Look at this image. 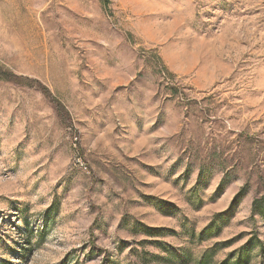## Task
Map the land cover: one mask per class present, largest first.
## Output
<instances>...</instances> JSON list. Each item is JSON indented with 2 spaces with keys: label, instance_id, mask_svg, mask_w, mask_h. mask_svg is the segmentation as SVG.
<instances>
[{
  "label": "rangeland",
  "instance_id": "1",
  "mask_svg": "<svg viewBox=\"0 0 264 264\" xmlns=\"http://www.w3.org/2000/svg\"><path fill=\"white\" fill-rule=\"evenodd\" d=\"M2 72L0 264H264V0H0Z\"/></svg>",
  "mask_w": 264,
  "mask_h": 264
},
{
  "label": "trees",
  "instance_id": "2",
  "mask_svg": "<svg viewBox=\"0 0 264 264\" xmlns=\"http://www.w3.org/2000/svg\"><path fill=\"white\" fill-rule=\"evenodd\" d=\"M0 79L3 80V81H6V82H17L19 81L17 77H15L14 75L8 73V72H2L0 74ZM246 186H243L242 189L240 190V193L235 197L234 201L232 204H234L237 200L238 197H241L245 190H246ZM264 209V193L253 200L252 202V206H251V213L252 215L256 214L257 212H260L261 210ZM224 264H229L228 262L224 263ZM236 264H242V260L241 258H239L237 261H236Z\"/></svg>",
  "mask_w": 264,
  "mask_h": 264
}]
</instances>
